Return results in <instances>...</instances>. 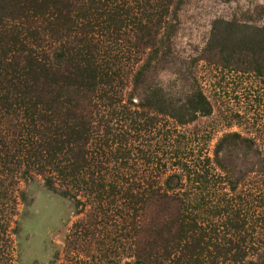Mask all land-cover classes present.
<instances>
[{
  "label": "rangeland",
  "instance_id": "obj_1",
  "mask_svg": "<svg viewBox=\"0 0 264 264\" xmlns=\"http://www.w3.org/2000/svg\"><path fill=\"white\" fill-rule=\"evenodd\" d=\"M165 8L166 24L149 37L104 36L120 103L143 114H132L139 130L124 136L162 156L159 180L180 175L181 190L203 202L198 222L211 234L244 239L242 258L222 264H264V0H168ZM12 124L2 120L1 130ZM161 208L150 202L146 228ZM234 210L245 221L238 236L224 224ZM140 218L35 166L0 165V264H175L146 245L147 229L133 223Z\"/></svg>",
  "mask_w": 264,
  "mask_h": 264
},
{
  "label": "trees",
  "instance_id": "obj_2",
  "mask_svg": "<svg viewBox=\"0 0 264 264\" xmlns=\"http://www.w3.org/2000/svg\"><path fill=\"white\" fill-rule=\"evenodd\" d=\"M166 2L8 0V8L0 6V122L14 129L0 125V165H32L100 203H124L133 219L141 216L133 223L147 229L146 245L175 264L235 262L246 250L244 239L211 234L214 227L198 222L203 202L181 190L180 175L159 180L162 156L124 136L139 130L132 114H143L120 103L118 62L104 36L132 29L149 37L167 22ZM150 202L164 213L146 228L141 219ZM225 221L234 236L245 224L236 210Z\"/></svg>",
  "mask_w": 264,
  "mask_h": 264
}]
</instances>
